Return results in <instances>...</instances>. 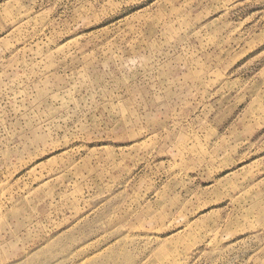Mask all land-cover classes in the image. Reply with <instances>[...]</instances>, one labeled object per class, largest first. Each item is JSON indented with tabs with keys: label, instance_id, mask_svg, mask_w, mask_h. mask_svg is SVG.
I'll return each mask as SVG.
<instances>
[{
	"label": "rangeland",
	"instance_id": "1",
	"mask_svg": "<svg viewBox=\"0 0 264 264\" xmlns=\"http://www.w3.org/2000/svg\"><path fill=\"white\" fill-rule=\"evenodd\" d=\"M0 264H264V0H0Z\"/></svg>",
	"mask_w": 264,
	"mask_h": 264
}]
</instances>
